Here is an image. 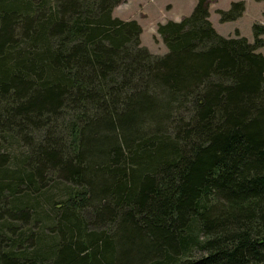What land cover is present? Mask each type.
Here are the masks:
<instances>
[{
    "label": "trees",
    "instance_id": "16d2710c",
    "mask_svg": "<svg viewBox=\"0 0 264 264\" xmlns=\"http://www.w3.org/2000/svg\"><path fill=\"white\" fill-rule=\"evenodd\" d=\"M123 1L0 0V264H264V24Z\"/></svg>",
    "mask_w": 264,
    "mask_h": 264
},
{
    "label": "rangeland",
    "instance_id": "374dc122",
    "mask_svg": "<svg viewBox=\"0 0 264 264\" xmlns=\"http://www.w3.org/2000/svg\"><path fill=\"white\" fill-rule=\"evenodd\" d=\"M196 1L125 0L114 7L112 14L121 19H135L142 28L141 45L153 55H163L167 49L157 33V24L168 20L180 21L191 13ZM232 1L239 0H210L209 20L219 34L233 37L238 32L251 42L253 40L252 24L254 22L264 24V0H243L245 10L240 17L232 21L220 22L215 10L228 9ZM257 51L264 55V45Z\"/></svg>",
    "mask_w": 264,
    "mask_h": 264
},
{
    "label": "crops",
    "instance_id": "0c3cea01",
    "mask_svg": "<svg viewBox=\"0 0 264 264\" xmlns=\"http://www.w3.org/2000/svg\"><path fill=\"white\" fill-rule=\"evenodd\" d=\"M212 23V22H211Z\"/></svg>",
    "mask_w": 264,
    "mask_h": 264
}]
</instances>
